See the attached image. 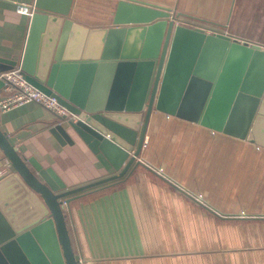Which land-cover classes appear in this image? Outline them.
Returning a JSON list of instances; mask_svg holds the SVG:
<instances>
[{
  "label": "crops",
  "instance_id": "crops-1",
  "mask_svg": "<svg viewBox=\"0 0 264 264\" xmlns=\"http://www.w3.org/2000/svg\"><path fill=\"white\" fill-rule=\"evenodd\" d=\"M34 1L0 0V61H14L13 68L23 55ZM183 1L161 5L179 8L176 12L200 29L264 45L249 33L250 24L251 29L264 26V0H254L255 14L253 0ZM80 2H72V20L113 26L112 16L95 14L98 9L89 6L81 10ZM57 118L30 102L0 112V128L25 159L50 169L65 189L118 172L71 128L74 142L60 143L49 132ZM137 159L124 175L80 192L65 205L79 264H264V146L153 111ZM15 180H1L0 211L7 215L5 205L16 210L11 211L22 225L38 214V205L26 204L28 192Z\"/></svg>",
  "mask_w": 264,
  "mask_h": 264
},
{
  "label": "water",
  "instance_id": "water-1",
  "mask_svg": "<svg viewBox=\"0 0 264 264\" xmlns=\"http://www.w3.org/2000/svg\"><path fill=\"white\" fill-rule=\"evenodd\" d=\"M72 2L34 1L19 67L28 82L77 115L57 116L49 132L72 144L71 128L118 172L65 189L0 128V166L4 158L13 169L3 178L16 179L28 192L26 204L38 205L22 225L16 210L5 205L8 217L0 211V264H79L64 207L139 160L153 111L264 146V45L179 25L180 12L144 0H117L113 26L89 27L70 18ZM13 64L0 61V72Z\"/></svg>",
  "mask_w": 264,
  "mask_h": 264
},
{
  "label": "built area",
  "instance_id": "built-area-1",
  "mask_svg": "<svg viewBox=\"0 0 264 264\" xmlns=\"http://www.w3.org/2000/svg\"><path fill=\"white\" fill-rule=\"evenodd\" d=\"M18 10L21 12H29V8L25 5H18ZM178 21L191 23L186 20L182 21V19L179 18L175 19V23H180ZM194 26L197 28H201L197 24H195ZM215 31L216 30L210 32L213 33ZM0 80L3 83L2 89L4 90V94H0V112H5L11 108L26 103L35 102L52 111L56 116H64L66 121L70 119H77V115L71 113L64 105H62L58 101L55 96L43 92L42 90L28 82L21 73L19 66L11 70L1 72ZM10 167V162L5 159V161L0 166V176L7 173V170Z\"/></svg>",
  "mask_w": 264,
  "mask_h": 264
},
{
  "label": "rangeland",
  "instance_id": "rangeland-1",
  "mask_svg": "<svg viewBox=\"0 0 264 264\" xmlns=\"http://www.w3.org/2000/svg\"><path fill=\"white\" fill-rule=\"evenodd\" d=\"M82 1L85 3H83ZM177 1L178 0H166L165 2H159V3L164 4V5L170 4L169 6H171V5L174 6V4H178ZM116 2H117V0H105V1L104 0H81V2H80L81 7H79V8H81V10H82L86 6L87 7L89 6L90 9L92 10V7H93L96 10L98 9V11H96L95 14H101V15H106L107 17H111V16H113V12H114V9L116 6ZM185 2H186V0L183 1V3H185ZM187 2H190V1H187ZM183 3L181 4V6H183L185 8L186 6H184ZM91 5H93V6H91ZM172 9H173V12H176V10H180L179 8H175V7H173ZM250 9H251V12H254V14L256 13L257 6H256V2L254 0L250 5ZM181 10L186 11L187 9H181ZM90 13L94 14L93 11H90ZM81 14H87V13L82 11ZM254 16H256V15H254ZM177 18L182 19V21L183 20L190 21V20L185 19L183 16H179ZM178 22H180V23H178L179 25H184L187 27L200 29V28H197L194 26L195 24H193L192 20L190 21L191 23L184 22V21L183 22L178 21ZM252 25H254V24H250L249 33H251L254 37L259 38V39L264 41V26L262 28H258V29L257 28L251 29ZM243 26L245 27L246 25H243ZM202 30H204L205 32H209V31H206L205 29H202Z\"/></svg>",
  "mask_w": 264,
  "mask_h": 264
}]
</instances>
